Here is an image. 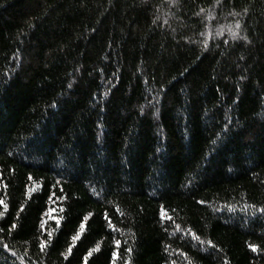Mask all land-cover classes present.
I'll return each mask as SVG.
<instances>
[{
  "label": "trees",
  "instance_id": "16d2710c",
  "mask_svg": "<svg viewBox=\"0 0 264 264\" xmlns=\"http://www.w3.org/2000/svg\"><path fill=\"white\" fill-rule=\"evenodd\" d=\"M0 201V264H264V0H0Z\"/></svg>",
  "mask_w": 264,
  "mask_h": 264
},
{
  "label": "snow or ice",
  "instance_id": "6c2138e0",
  "mask_svg": "<svg viewBox=\"0 0 264 264\" xmlns=\"http://www.w3.org/2000/svg\"><path fill=\"white\" fill-rule=\"evenodd\" d=\"M3 203V201H0V204H2ZM5 210H6V208H5ZM0 215H2V213H0Z\"/></svg>",
  "mask_w": 264,
  "mask_h": 264
},
{
  "label": "clouds",
  "instance_id": "9594fccd",
  "mask_svg": "<svg viewBox=\"0 0 264 264\" xmlns=\"http://www.w3.org/2000/svg\"><path fill=\"white\" fill-rule=\"evenodd\" d=\"M240 26L239 25H237V28H239Z\"/></svg>",
  "mask_w": 264,
  "mask_h": 264
}]
</instances>
